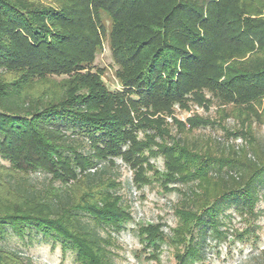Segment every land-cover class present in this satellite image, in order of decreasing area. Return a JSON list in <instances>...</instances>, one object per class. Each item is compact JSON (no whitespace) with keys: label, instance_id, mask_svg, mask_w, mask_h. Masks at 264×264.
Returning a JSON list of instances; mask_svg holds the SVG:
<instances>
[{"label":"trees","instance_id":"obj_1","mask_svg":"<svg viewBox=\"0 0 264 264\" xmlns=\"http://www.w3.org/2000/svg\"><path fill=\"white\" fill-rule=\"evenodd\" d=\"M105 41L121 90L95 66ZM212 99L238 128L175 117ZM209 125L242 145L214 154L184 137ZM256 125L264 127V0H0V242L12 235L32 246L41 237L63 260L114 264V235L132 216L120 184L92 171L121 160L136 188L159 182L183 196L178 264L202 260L208 238L233 232L229 211L258 219ZM159 156L163 171L152 162ZM38 173L46 188L25 190ZM236 233L243 241L249 232ZM139 236L151 256L166 243L161 224ZM0 264L36 263L0 245Z\"/></svg>","mask_w":264,"mask_h":264},{"label":"rangeland","instance_id":"obj_2","mask_svg":"<svg viewBox=\"0 0 264 264\" xmlns=\"http://www.w3.org/2000/svg\"><path fill=\"white\" fill-rule=\"evenodd\" d=\"M96 69L103 70V80L112 91L121 90L119 79L116 76L118 67L116 66L109 43L105 41L103 50L99 53ZM210 97V96H208ZM230 109L220 105L212 99L209 109L191 104L188 111L176 109L175 117L178 120L186 121L189 117L199 116L209 119L216 124L220 123L227 129L235 130L238 123L234 118H226ZM168 123L173 122L168 118ZM174 126V125H173ZM174 127L173 135L177 132ZM255 132L262 143H264V127L255 126ZM184 137L190 142H196L200 148L211 150L212 153L224 150L226 147L241 146L242 142L229 139L223 128L209 125L201 127L195 131L184 133ZM221 148V149H220ZM88 148L86 147L87 151ZM158 170H164V159L159 156L152 159ZM103 172V176L115 179L120 185L116 190L124 201V205L129 207L132 216L125 230L120 235H114V245L111 247L112 260L114 264H178L177 245L173 243L174 234L180 225V219L176 213L179 209L183 196L178 192H166L159 182H154L150 186L142 189L136 188L133 182V172L121 160L115 166L107 164L100 165L92 172ZM48 176L42 173L32 174L24 183L25 190L32 193L40 192L46 188ZM58 186V185H57ZM172 186V185H171ZM182 188V187H181ZM185 189V188H183ZM261 200L257 207L258 219L253 223L235 214L228 228L233 232L227 240L217 241L208 238L203 252V259L192 264H264V187L259 189ZM162 225V234L166 239L159 252L153 253L146 250L140 241L139 229L147 225ZM226 228L223 229L225 231ZM248 231V235L243 241L238 240L236 232ZM103 238H107L106 230L98 229ZM5 248L19 253L24 258H30L36 264H77L75 256L69 253L63 260L60 246L52 248V244L42 241L41 237H36L32 246L24 244L17 237L9 235L0 242Z\"/></svg>","mask_w":264,"mask_h":264}]
</instances>
